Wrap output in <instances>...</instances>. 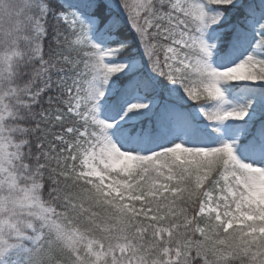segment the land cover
<instances>
[{
  "label": "snow or ice",
  "instance_id": "6c2138e0",
  "mask_svg": "<svg viewBox=\"0 0 264 264\" xmlns=\"http://www.w3.org/2000/svg\"><path fill=\"white\" fill-rule=\"evenodd\" d=\"M39 12L0 51V264H264V0Z\"/></svg>",
  "mask_w": 264,
  "mask_h": 264
},
{
  "label": "clouds",
  "instance_id": "9594fccd",
  "mask_svg": "<svg viewBox=\"0 0 264 264\" xmlns=\"http://www.w3.org/2000/svg\"><path fill=\"white\" fill-rule=\"evenodd\" d=\"M40 2L41 0H0V51L14 44L26 51L27 45L23 37L32 36L33 26L40 16ZM11 86L7 81H0V89ZM15 106L16 98L13 97L12 107ZM11 258H16V254L13 253ZM20 264H27V260L21 257Z\"/></svg>",
  "mask_w": 264,
  "mask_h": 264
},
{
  "label": "trees",
  "instance_id": "16d2710c",
  "mask_svg": "<svg viewBox=\"0 0 264 264\" xmlns=\"http://www.w3.org/2000/svg\"><path fill=\"white\" fill-rule=\"evenodd\" d=\"M77 2H78V0H56V3H66V4L71 5V6H75ZM61 10H63V9H61ZM49 23L50 24L56 23L55 19L51 16V14L49 15ZM60 23L62 24L63 22L60 21ZM49 31H51V29H49ZM47 42H48V38H46L45 44H47Z\"/></svg>",
  "mask_w": 264,
  "mask_h": 264
}]
</instances>
